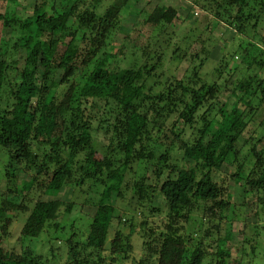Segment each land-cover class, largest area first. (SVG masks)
<instances>
[{
  "label": "trees",
  "instance_id": "1",
  "mask_svg": "<svg viewBox=\"0 0 264 264\" xmlns=\"http://www.w3.org/2000/svg\"><path fill=\"white\" fill-rule=\"evenodd\" d=\"M139 1L115 0L100 13L102 0H38L30 17L0 14L11 31L10 39L0 35V154L9 195L0 204V264H50L31 247H3L14 219L24 217V241L41 238L70 212V204L42 199L49 189L87 183L101 189L86 242H67L69 264L128 260L133 237L120 230L113 195L129 207V192L139 214L147 203L150 214L167 213L160 227L140 223L147 249L139 264H227V225L237 211L229 175L257 190L264 208V0H188L246 42V73L237 66L224 78L223 54L219 67L204 74L210 51L203 49L199 66L183 79L164 78L146 61L114 64L122 47L111 46L112 36L127 13L161 35L179 15L157 1L140 10L133 6ZM225 92L237 100L231 109L221 101ZM225 165L230 174L220 175ZM203 221L218 224L198 238L186 234L190 223Z\"/></svg>",
  "mask_w": 264,
  "mask_h": 264
},
{
  "label": "rangeland",
  "instance_id": "2",
  "mask_svg": "<svg viewBox=\"0 0 264 264\" xmlns=\"http://www.w3.org/2000/svg\"><path fill=\"white\" fill-rule=\"evenodd\" d=\"M38 0H0V14L13 11L14 15L20 18L32 16L35 3ZM115 0H102L99 6V12L103 13ZM159 2L161 5H171L178 9L174 24L167 29L165 34H158L150 31L149 27L144 26L141 16L127 13L120 30L116 31L111 41L113 48L117 47V56L115 58L116 66L127 68L132 65H141L148 62V65H156L157 73L163 75L164 78L176 77L183 79L192 73V69L199 66L204 58L203 49L210 51L209 61L203 67L204 74H211L214 69L221 64V57L226 55V62L223 63L226 73L224 78L228 77V73L239 66L241 74L244 67L242 60L245 54L246 42L241 40L236 32L226 26L225 23L215 24L214 18L194 8L192 2L188 0H140L133 5L138 9H145L148 3ZM194 13L193 19H188V15ZM264 21V11L262 14ZM259 32L264 36V22L260 26ZM0 35L10 39L11 31L4 28L3 22H0ZM148 47V58H143V51ZM184 55L182 59H175L176 56ZM198 58H197V57ZM195 57L196 59H191ZM264 76V71H262ZM221 101L227 103L231 109L237 102L229 92H225ZM259 118H264V111ZM181 129V128H179ZM98 141L102 144L104 137L99 136ZM246 138L241 140V145ZM107 143V142H106ZM97 157L100 159L102 153L99 150ZM7 159L0 154V204L7 198V179L5 177V165ZM230 174V167L225 165L220 175ZM220 175L218 176L220 180ZM230 176V175H229ZM226 178V186L230 193L233 194V204L237 208L236 215L232 221L230 228L231 240L228 243L230 257L227 264H264V208L259 202V192L252 189L245 182L236 183L234 179ZM90 183L82 187L67 186L60 189H49L42 196L45 201L61 200L71 205L70 212L62 213L61 218L57 221V225L48 228L39 239H27L22 241L20 233L24 222V217L14 219L11 228V236L4 240L3 247L5 250L22 252L26 247L33 248L37 253L43 254L50 264H69L71 257L68 254V243L70 240L75 245L84 244L90 232V223L96 210V202L99 198L101 189L90 187ZM126 199H130L129 207L127 201L121 202L116 200L113 195L114 205L118 207L119 216L122 220L120 230L124 235H132L133 251L125 264H139L147 249L143 244L142 221H148L150 226L160 227L164 218L167 216L165 210L155 215L150 214L151 204L147 203L143 214L137 211V202L135 198L126 193ZM28 197L36 199L32 193ZM157 204L161 203V198L157 197ZM163 209V205L161 207ZM216 221H203L190 223L187 226L186 234L194 235L195 238L203 235L202 230L217 225ZM226 226H223L221 235H225ZM58 229V230H57ZM215 251V249H211Z\"/></svg>",
  "mask_w": 264,
  "mask_h": 264
}]
</instances>
